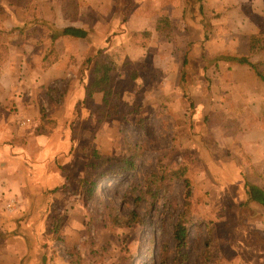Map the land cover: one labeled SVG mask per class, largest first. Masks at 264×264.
Returning a JSON list of instances; mask_svg holds the SVG:
<instances>
[{"label":"rangeland","instance_id":"obj_1","mask_svg":"<svg viewBox=\"0 0 264 264\" xmlns=\"http://www.w3.org/2000/svg\"><path fill=\"white\" fill-rule=\"evenodd\" d=\"M199 4L185 5L182 22L162 23L163 31L151 40L147 33L131 34L128 39L145 54L138 63L126 54L98 51L94 61L109 66L115 80L105 108L109 117L101 123L94 115L101 94L72 97L77 83L84 91L90 85L93 65L84 64L80 80L50 84L52 95L41 104L42 130L54 122L57 127L60 112L67 111L75 139L65 165V194L50 220L82 223H75L68 247L62 239L52 244L63 264H244V255L263 249L264 209L247 202L246 185L264 191V128L239 127L232 98L220 95L214 60H205L216 56L218 45L225 49L222 56H230L240 36L239 15L232 1L223 3L227 14L216 0ZM184 55L185 78L175 89L173 62ZM125 159L133 162L127 173L99 178L94 189L99 173ZM177 169L179 178L160 179ZM183 210L188 239L177 248L173 225ZM128 220L136 222L127 225Z\"/></svg>","mask_w":264,"mask_h":264},{"label":"crops","instance_id":"obj_2","mask_svg":"<svg viewBox=\"0 0 264 264\" xmlns=\"http://www.w3.org/2000/svg\"><path fill=\"white\" fill-rule=\"evenodd\" d=\"M13 1L0 0V50H4L0 56V264H63L66 261L52 244L62 239L60 244L68 247L75 240V223L77 228L82 223L68 220L59 225L50 218L58 208L57 198L65 194V165L74 147V126L66 118L67 111H61L58 126L54 122L48 132L42 130L45 117L41 104L52 95L48 88L71 77L82 79L84 64L94 61L100 50L113 56L126 54L138 63L145 54L129 36L147 33L151 40L163 31L165 23L182 22L185 0ZM216 1L223 14L228 10L223 3L233 2L231 10L235 17L239 15L240 28L235 29L240 36L230 56H222L225 49L218 45L216 56H206L205 60H214L220 95L232 98L231 108L238 112L234 117L241 122L239 127L262 129L264 83L247 63L236 59L247 58L264 72V49L249 53L250 35L264 32V0ZM65 28L79 29L86 35L60 36L54 41V33ZM50 52L55 56L46 61ZM183 58L173 62L178 72L175 89L185 78L187 57ZM225 72L231 75L230 80ZM79 87L77 83L72 97H87ZM78 111L80 121L84 116L79 107ZM26 120L32 124L26 125ZM6 200L16 202V212L5 210ZM259 248L263 249L243 256L244 264H264V246ZM75 251L80 259L79 251Z\"/></svg>","mask_w":264,"mask_h":264},{"label":"trees","instance_id":"obj_3","mask_svg":"<svg viewBox=\"0 0 264 264\" xmlns=\"http://www.w3.org/2000/svg\"><path fill=\"white\" fill-rule=\"evenodd\" d=\"M16 4H22L21 1H13ZM202 0H185V5L195 6L196 4L200 5ZM186 7V6H185ZM201 8V6H200ZM2 10L0 9V12ZM86 33L82 30L75 29V28H65L62 31H58L54 33L53 40L55 41L60 36H71L76 38H84ZM264 49V32L258 33V34H252L249 37V53L254 54L259 50ZM51 53V52H50ZM2 56V55H0ZM50 54L46 55V61L49 58ZM239 63H247L252 70H254L257 77L260 78V80L264 83V72H261L258 70L259 65L251 64L248 62L247 58L243 59H236ZM88 64L93 65L90 68V77L91 82L88 87L85 89V95L87 97H92L94 93H98L102 95L100 107L95 111V119L97 123H101L102 120L109 117V114L106 111V107L109 106L110 99L114 93V77L111 74V69L109 66L101 64L99 62L90 61L88 60ZM185 65V61H184ZM261 72V73H260ZM183 78V77H182ZM103 163H108V159H102ZM119 163H123L122 166H119ZM117 164H114L107 168L106 170H103V173H99L97 179L95 182L93 181L94 189L95 186L97 187L100 183L98 180L99 178H102L107 175H119L127 173L129 169L133 167V162L130 159H125L123 162H119ZM90 167H93L90 166ZM182 175V172L177 169L173 172H168L166 175L163 174L160 178L161 180L168 177L169 181H171L174 178H179ZM185 183L186 180H185ZM247 191V202H252L256 205H259L261 208L264 209V191L260 189L259 187L255 185H246ZM188 191L185 193L186 201L184 203V206L187 207L189 205L188 202ZM154 195V194H153ZM155 198V196H154ZM117 221V220H116ZM136 220H128L127 225H131L132 223H135ZM189 220L186 218V212L184 210L179 215L177 220L174 222L173 225V237L176 242L177 248H184L187 245V239H188V228L187 223Z\"/></svg>","mask_w":264,"mask_h":264},{"label":"built area","instance_id":"obj_4","mask_svg":"<svg viewBox=\"0 0 264 264\" xmlns=\"http://www.w3.org/2000/svg\"><path fill=\"white\" fill-rule=\"evenodd\" d=\"M28 120L25 121V123H27ZM5 210L8 213H14L17 211V204L15 201H11V200H6L5 201Z\"/></svg>","mask_w":264,"mask_h":264}]
</instances>
